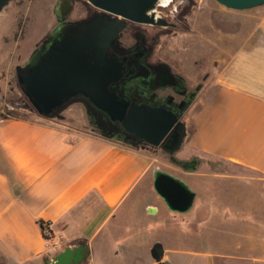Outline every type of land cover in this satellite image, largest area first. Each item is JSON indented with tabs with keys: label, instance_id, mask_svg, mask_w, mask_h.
I'll use <instances>...</instances> for the list:
<instances>
[{
	"label": "crops",
	"instance_id": "obj_1",
	"mask_svg": "<svg viewBox=\"0 0 264 264\" xmlns=\"http://www.w3.org/2000/svg\"><path fill=\"white\" fill-rule=\"evenodd\" d=\"M243 12L220 10L225 16ZM251 15L258 17L252 30L222 36L233 49H224L228 57L191 114L186 146L193 154L184 160L198 157L199 168L210 159L264 176V6ZM159 166L153 148L81 135L49 119H0V264H48L79 246L86 247L83 264H98L97 256L105 264H142L146 248L152 259L147 263L156 264V242L171 264H264V222L244 211L243 217L226 218L223 208V225L238 221L253 229L234 237L233 245L213 247L217 240L207 231L218 222L201 217L213 211L210 200L195 190L188 214L171 212L153 188ZM180 169L171 173L193 180L196 171ZM161 210L174 218L167 244L157 237L165 226ZM40 220L63 236L62 245L48 247Z\"/></svg>",
	"mask_w": 264,
	"mask_h": 264
},
{
	"label": "rangeland",
	"instance_id": "obj_2",
	"mask_svg": "<svg viewBox=\"0 0 264 264\" xmlns=\"http://www.w3.org/2000/svg\"><path fill=\"white\" fill-rule=\"evenodd\" d=\"M58 1L11 0L0 13V119L10 117L45 121V118L33 110L23 94L18 83L17 68L27 63L36 47L41 45L46 36L58 26L55 14ZM87 8L93 10L86 0H74V10L69 20L74 21L84 17L87 14ZM260 8L225 16L220 13L223 7L215 0H174L169 7L161 10L173 16L181 12V15L188 18L186 26L180 29L177 35L161 37L157 48L161 57L174 63L188 81L190 88H194L203 81L206 73L210 76L205 81L198 99L184 116L188 131L193 127L191 114L198 107L205 89L221 69L220 61L228 57L224 49L228 50V53H231L233 49L232 40L229 43L226 39L222 40V36L226 38L229 33L252 30L258 22V17L251 14H257ZM217 18L220 21V23L216 21L219 29L215 28ZM167 32L164 31V33ZM62 114L65 120L54 119L53 122L62 123L81 135L97 137L84 128L88 125V117L82 104L73 103ZM186 139L180 150L175 153V157L179 160L187 159L193 154V151L187 150ZM155 152L160 158L161 169L178 174L182 172L166 152L161 149H155ZM203 162V166L193 174L192 181L188 177H183V181L193 191L197 190L201 193L202 198L210 200L213 211H203L201 217L214 219L215 225L218 222V226L209 227L207 233L210 240H217L216 244L212 243V246L219 249L222 244L233 245L234 237L253 229L238 221H229L230 223L223 225L221 221L223 208L228 210L226 218L243 217L244 211L255 214L258 221L264 222V176L247 169L233 167L224 161L204 159ZM164 213L165 211L161 210L159 219H163L165 226L161 228L157 237L162 240L166 238L167 244L174 218ZM176 216L181 218V215ZM188 216V218L194 217L192 212ZM255 230L257 235L260 234L258 228ZM195 245L194 247H197V244ZM97 246L98 244L95 243L94 247ZM145 253L147 255L139 256L138 262L149 264L147 262L152 260L149 248H146ZM96 261L98 264H105L103 257L99 259L97 256ZM1 264L8 263L2 261ZM36 264H47V262L43 259Z\"/></svg>",
	"mask_w": 264,
	"mask_h": 264
},
{
	"label": "water",
	"instance_id": "obj_3",
	"mask_svg": "<svg viewBox=\"0 0 264 264\" xmlns=\"http://www.w3.org/2000/svg\"><path fill=\"white\" fill-rule=\"evenodd\" d=\"M10 1L0 0V13ZM160 1L87 0L96 9L118 18L167 26L165 20L156 22L150 19L149 13ZM215 1L234 11H248L264 6V0ZM64 2L60 1L55 8L60 25L54 30V37L34 54L26 69L22 66L17 68L19 86L33 110L41 117L50 118L81 96L104 111L112 121L122 123L127 129L146 133L149 146L166 151L171 161L184 171H197L200 165L198 157L191 160L175 157L187 136L186 126L180 121L181 112L168 111L158 106L144 111L142 106L132 105L129 109V101L120 100L115 93L110 92V85L118 82L123 70L120 64L110 61L106 54L107 48L114 43L122 28L119 21L112 26L95 17L87 25H73L59 33L72 10L70 3L66 0ZM176 78L184 83L182 77ZM153 179L155 192L171 212L188 214L194 208L197 193L181 178L157 167ZM85 249V246L67 248L55 259L48 260V264H71L73 261L75 264H83L86 260ZM151 255L156 264H171L165 257V248L161 242L153 245Z\"/></svg>",
	"mask_w": 264,
	"mask_h": 264
},
{
	"label": "flooded vegetation",
	"instance_id": "obj_4",
	"mask_svg": "<svg viewBox=\"0 0 264 264\" xmlns=\"http://www.w3.org/2000/svg\"><path fill=\"white\" fill-rule=\"evenodd\" d=\"M60 1L65 3L64 0H59L58 3ZM66 1L70 3L72 10L59 33H62L73 25H87L95 17L99 20L103 19L107 21V23L112 26L119 21L118 23L122 26L117 39L106 51L107 58L112 62L120 64L123 69L121 78L118 82L110 85V92L115 93L120 100L129 101V109L132 108V105L142 106L144 111L147 109H154L158 106L168 111L181 112L180 121L183 123V126H186L188 135V126L186 125L184 116H186L189 109L198 99L199 93L204 88L205 81L210 76L209 73H206L203 81L199 82L194 88H190L182 72L173 62L167 58L161 57L158 52L157 48L161 37L170 34L174 36L177 35L179 30L183 29L187 23L186 21L188 18L181 15V12H177V14L173 16L172 14L161 11L163 8L169 7L174 0L168 1L165 5L161 0L157 3L155 9L149 13L151 20L156 22L160 19L165 20L168 24L167 26L118 18L113 14L96 9L90 5L87 0L86 3L92 6L93 10L87 8V14L84 17L79 18V20L70 21L69 19L74 10V0ZM216 21L220 23L218 18L215 19V24L217 23ZM59 25L60 22L58 21V26L56 28H58ZM216 25L215 28L219 29V25ZM54 30L46 36L41 45L36 47L27 63L22 66L24 69H26L34 54L54 37ZM164 31L168 32L164 33ZM186 34L187 33H185V35ZM176 77H182L184 83ZM197 88L200 89L197 91ZM192 94L195 95L190 97ZM27 101L29 102L28 99ZM73 103L83 105L88 117V125H85L84 128H86L85 130L88 129L91 131L97 137L130 146L153 148L146 142V133L134 129H127L122 123L112 121L104 111L98 108L94 103L84 100L81 96L71 101L64 109L56 111L52 117L42 118L49 120H65V116L62 113ZM153 149L157 150L161 148ZM169 157L171 159L170 155ZM84 253L86 255L85 251ZM71 264H75L74 261Z\"/></svg>",
	"mask_w": 264,
	"mask_h": 264
},
{
	"label": "built area",
	"instance_id": "obj_5",
	"mask_svg": "<svg viewBox=\"0 0 264 264\" xmlns=\"http://www.w3.org/2000/svg\"><path fill=\"white\" fill-rule=\"evenodd\" d=\"M48 229L45 231V235L47 236L48 247H57L63 244V236H56L50 229V224L47 223Z\"/></svg>",
	"mask_w": 264,
	"mask_h": 264
},
{
	"label": "trees",
	"instance_id": "obj_6",
	"mask_svg": "<svg viewBox=\"0 0 264 264\" xmlns=\"http://www.w3.org/2000/svg\"><path fill=\"white\" fill-rule=\"evenodd\" d=\"M39 225H40V227H41V229H42V233H43L45 239L47 240L48 238H47V236L45 235V231L48 229L47 222H44L43 220H40V221H39ZM50 229H51V228H50Z\"/></svg>",
	"mask_w": 264,
	"mask_h": 264
},
{
	"label": "bare ground",
	"instance_id": "obj_7",
	"mask_svg": "<svg viewBox=\"0 0 264 264\" xmlns=\"http://www.w3.org/2000/svg\"><path fill=\"white\" fill-rule=\"evenodd\" d=\"M168 1H171V0H162V2L165 4H167Z\"/></svg>",
	"mask_w": 264,
	"mask_h": 264
}]
</instances>
